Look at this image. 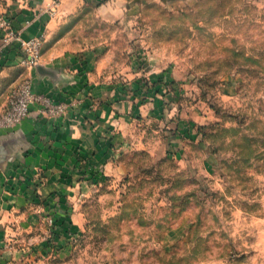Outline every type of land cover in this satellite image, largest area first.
Wrapping results in <instances>:
<instances>
[{
    "label": "rangeland",
    "instance_id": "rangeland-1",
    "mask_svg": "<svg viewBox=\"0 0 264 264\" xmlns=\"http://www.w3.org/2000/svg\"><path fill=\"white\" fill-rule=\"evenodd\" d=\"M67 22L39 60L103 87L113 167L0 264H264V0H94Z\"/></svg>",
    "mask_w": 264,
    "mask_h": 264
},
{
    "label": "crops",
    "instance_id": "crops-1",
    "mask_svg": "<svg viewBox=\"0 0 264 264\" xmlns=\"http://www.w3.org/2000/svg\"><path fill=\"white\" fill-rule=\"evenodd\" d=\"M91 1L0 0V12L23 37L42 36V45L58 48L72 30V22L67 21ZM54 2L57 7L51 11ZM4 35L0 28V112L13 87L25 77L31 79L38 99L30 103L25 119L0 128V245L12 232L22 233L36 224L48 208L61 213V224L69 223L61 210L72 205L94 177L112 169L110 148L122 127L120 122L117 125L116 112L100 101L105 96L103 87H92L83 81V72L67 69L72 61L39 60L46 68L59 65L50 69L53 75L40 74L22 63L14 44L3 47ZM44 97L62 104V111L44 112ZM111 107L116 110L118 105ZM76 212L74 208L75 218Z\"/></svg>",
    "mask_w": 264,
    "mask_h": 264
},
{
    "label": "built area",
    "instance_id": "built-area-1",
    "mask_svg": "<svg viewBox=\"0 0 264 264\" xmlns=\"http://www.w3.org/2000/svg\"><path fill=\"white\" fill-rule=\"evenodd\" d=\"M0 26L6 28L4 44L7 42H15L25 50L23 64L26 66H34L38 63L40 57L39 37H23L19 31L7 27V21L3 18H0ZM36 99L38 97L32 89L31 79L29 77L21 79L13 87L5 108L0 112V128L14 126L25 119L30 111V103ZM41 103L44 112H61L63 109L62 104L51 101L47 97H44Z\"/></svg>",
    "mask_w": 264,
    "mask_h": 264
},
{
    "label": "water",
    "instance_id": "water-1",
    "mask_svg": "<svg viewBox=\"0 0 264 264\" xmlns=\"http://www.w3.org/2000/svg\"><path fill=\"white\" fill-rule=\"evenodd\" d=\"M34 68L40 74H51V75H53V73H54L52 70L47 69L46 67H44L43 65H41L39 63H36L34 65Z\"/></svg>",
    "mask_w": 264,
    "mask_h": 264
}]
</instances>
